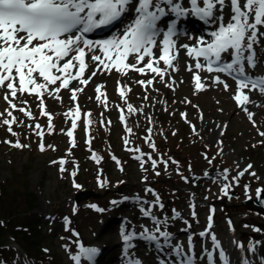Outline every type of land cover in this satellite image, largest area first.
I'll return each mask as SVG.
<instances>
[{"label":"rangeland","instance_id":"374dc122","mask_svg":"<svg viewBox=\"0 0 264 264\" xmlns=\"http://www.w3.org/2000/svg\"><path fill=\"white\" fill-rule=\"evenodd\" d=\"M261 30L264 32V27ZM185 74L186 71L176 81L155 78L151 85H141L137 79L127 80L126 90L130 89L132 95L123 101L117 97V104L98 100L91 88L95 82L92 83L83 97L84 113H90L88 123L82 129L83 148L80 144L69 148L71 139H67L73 100L62 107L59 99L43 101L51 120L59 126L55 132L49 129L41 136L38 134L41 128L36 127L38 120L35 118L40 115L39 103H35L32 109H26L25 103H20L21 94H18V101H13L17 107L10 106L16 117L0 116V264H30L28 260L31 264H73L72 253L80 250L81 243L85 246L97 235L103 236L97 239L101 242L112 235V229H105L106 225L102 223L103 212L97 210L109 209L111 198L141 194L150 208L158 196L164 207L151 209L171 216L188 210L191 193L200 190L196 182L200 176L203 177L200 184H208L201 198L208 202L205 205L199 203L196 218L203 219L199 222V231L208 228L211 215V231L221 243H226L230 233L237 234L236 241L245 245L241 256L253 253L248 250L250 244L263 247L264 212L244 201L255 197L258 188H264V136L260 135L264 132V123L258 119H253L252 123L242 116L228 91L217 86L198 91ZM138 79L147 81L153 76L141 74ZM101 80L104 81L105 76ZM107 88L112 91L114 82L108 83ZM128 104L135 111L129 112ZM20 108L25 111L21 112ZM123 108L128 112H123ZM0 110L3 113V105ZM182 114H186V118ZM121 115H127V119L121 120ZM13 117L16 122L10 125L12 131L9 132V125L3 121ZM261 118L264 121V112ZM227 121L228 131L223 133L220 124ZM85 122L83 120V124ZM127 122L134 127V134L126 128ZM206 124H209L208 129ZM158 131L166 137L164 142L153 147V141H149L147 136L152 134L156 140ZM54 141L63 146L58 149V156L69 155L72 151L80 156L82 162L70 158L69 163L61 165L60 161L66 157H60L54 160L56 163H45V153ZM17 142L27 147H15ZM84 143L91 150L90 157ZM41 144L44 145V155L35 150ZM93 154L103 160L101 168L94 162ZM46 156L49 158L51 155ZM152 160L157 161L156 165L160 163L161 168L155 169ZM250 163L253 167L244 173L242 184L228 188L227 194L225 186L216 189L212 179L206 178L204 173L210 169L214 175H221L224 165L228 164L232 177H236ZM61 167L65 169L63 172ZM24 169L28 173L30 190L21 189V182L3 190V183H8ZM255 171L257 175H252ZM73 172L84 188L101 194L86 198L81 193L82 200L77 203L76 193L81 190L71 183ZM100 176L103 177L102 182L97 179ZM190 186H196V191ZM232 192L233 197L229 199ZM213 209L215 215L211 213ZM185 216L183 214L178 222H182ZM234 254L240 253L235 251Z\"/></svg>","mask_w":264,"mask_h":264},{"label":"snow or ice","instance_id":"6c2138e0","mask_svg":"<svg viewBox=\"0 0 264 264\" xmlns=\"http://www.w3.org/2000/svg\"><path fill=\"white\" fill-rule=\"evenodd\" d=\"M187 2L189 7H183L179 0H0V87L10 90L5 93V99L8 100L9 96L15 97L17 92L37 95L41 99L42 114L49 117V128L51 129V114L43 104L44 92L48 91L51 94L59 93L61 88L69 89L71 99L75 101L77 92L83 91V89H70L69 85L72 80H77L83 85L89 83L88 79L82 78L87 68L85 57L88 53L85 49L94 50L93 42L85 39L83 34L103 25L114 23L131 10L135 13V17L126 26L123 35L112 40L100 41L96 50L102 49L104 58L102 59L101 55H92L93 61L99 62L107 70L111 68H115L117 71L128 69L138 73H145L147 70L163 79L166 70L154 66V64L158 65L160 61H163L168 67L173 66L172 62L177 58V53L171 52L174 44L172 37L177 35L178 20L191 15L205 23L216 22L218 28L211 33L213 37L211 42L206 43L205 38L200 37L197 44L183 45V47L187 49L189 56L196 59V69L206 68L209 73L225 72L236 79L237 94L234 99L243 108L250 102L249 92L264 93V77H252L245 68L246 64L248 68L256 67L254 45L260 42L261 37H264V32H261V28L264 27V0H187ZM226 6L230 7L231 15L227 23H222L223 11ZM170 14L176 19L168 24L167 31L163 33L162 54L157 58L154 56L153 48L157 46L156 37L161 34L158 22ZM74 32L79 34L76 35ZM224 54H229L231 57L227 63H222ZM129 56L134 59L135 63H126ZM145 57H152V59H149L143 67H137V64L144 62ZM200 58L205 60L204 64L200 63ZM60 61L65 62L61 64ZM73 68L77 69L75 74L69 71ZM188 70L192 71V66H189ZM55 73H59V75ZM124 74L126 75L127 72ZM95 75L96 72L93 71L91 76ZM154 79L155 77L147 81L140 80L137 83L151 85ZM215 80L221 82L219 76L215 77ZM57 81H60V86L50 90L49 84L55 85ZM194 81L197 90L204 89L205 85L201 83L198 72L194 74ZM224 86L226 89L228 88L227 84ZM102 87L103 85H100L96 88L99 94L98 100L101 95H106L101 93ZM120 95L126 97V92L121 90ZM54 98L59 99L58 96H54ZM8 102L12 108L17 107L11 100ZM19 110L25 111L23 108ZM128 110L129 112L135 111L131 104H128ZM70 114L79 117L78 104L74 111L70 110ZM2 115L3 113H0V116ZM8 115L11 116V112ZM27 115L31 116V112H27ZM182 115L186 118V114ZM124 119V116L121 115V120ZM15 122V117L12 120L5 119L3 121L5 125H9V132L12 131L10 125ZM36 127L40 126L36 125ZM76 127V121L73 119L72 129ZM128 131L132 130L129 128ZM149 131L151 130L149 129ZM38 134L43 136V132ZM67 135L72 137L73 131L69 130ZM260 135L264 136V132ZM14 146L27 147L19 142ZM153 147H155L154 144ZM40 148L43 151L44 145L41 144ZM137 151L139 150L137 149ZM92 158L97 162L101 159L96 155H93ZM137 158L139 159V157ZM53 163L56 162L53 161ZM60 163L63 165L67 161L62 159ZM156 163V160H152L153 166ZM251 167L252 165H248L240 175H243ZM64 170L61 167V171ZM72 175L75 176L76 173L73 172ZM75 186L80 187V185ZM228 187L225 185V194H227ZM245 187L247 190L248 186ZM262 192H264V188L257 189L258 195ZM112 203L118 202L113 201ZM155 206H159L161 209L164 207L158 196L151 205V207ZM91 207L95 208L96 206L91 205ZM151 207L143 208L142 212L145 217H149L156 224L155 231L145 228L139 233L122 232L127 264H143L141 260L130 254L129 250L135 247L131 243L134 237L147 240L155 245L157 251L162 254L159 264H196L198 258L204 259L205 256L208 264H216L217 253L223 264H230L221 242L211 231V215L208 228L199 234L201 237L210 239L211 250L205 247L203 255L197 257L193 236L188 237L187 251L183 243L173 244V234L162 227L167 223V218L161 220L154 216ZM97 210L104 211L101 208H97ZM176 215L179 216V213ZM229 224L231 225V221ZM255 231H260V229H255ZM77 235L79 234L77 233ZM79 247V253L71 257L75 264H81L82 259L86 260L88 264H95L96 256L100 250L95 247H86L82 243ZM237 247L243 253L244 245L237 243ZM166 249H170V251H166ZM248 250L255 253L256 244H250ZM45 251L48 250L45 249ZM242 264H251V261L245 257L242 259ZM261 264H264V257L261 258Z\"/></svg>","mask_w":264,"mask_h":264},{"label":"trees","instance_id":"16d2710c","mask_svg":"<svg viewBox=\"0 0 264 264\" xmlns=\"http://www.w3.org/2000/svg\"><path fill=\"white\" fill-rule=\"evenodd\" d=\"M17 182H21L23 184V187L21 189H25L26 191L30 190L28 181L26 179V169L24 172H21L19 175H16L14 178L9 180L8 183L7 182L3 183V190L10 189L9 187H13V186L15 187Z\"/></svg>","mask_w":264,"mask_h":264},{"label":"bare ground","instance_id":"6f19581e","mask_svg":"<svg viewBox=\"0 0 264 264\" xmlns=\"http://www.w3.org/2000/svg\"><path fill=\"white\" fill-rule=\"evenodd\" d=\"M175 19H176V17H175ZM120 23H122V22H120ZM100 30V29H99ZM162 52L160 51L159 52V54H161ZM155 57H157V56H155ZM258 67V63H256V67H255V69ZM254 72H256L255 70H251V71H249L248 73H249V75L250 76H252V77H254ZM258 72H256V74H257ZM95 79H97V77H93L92 78V81H94ZM206 126H207V129H208V126H209V124H206ZM215 131L216 132H218L217 131V129H215ZM235 235H237V234H233V233H231L230 235H229V237H228V239H227V244L229 245V247H230V249H232V251H234V249H235V246H236V244H237V242H236V239H237V237H235ZM175 240V237L173 236V241ZM205 259H207V257H205ZM84 261V264H87V261L86 260H83ZM86 261V262H85ZM121 261H115L114 260V263H120Z\"/></svg>","mask_w":264,"mask_h":264},{"label":"water","instance_id":"95a60500","mask_svg":"<svg viewBox=\"0 0 264 264\" xmlns=\"http://www.w3.org/2000/svg\"><path fill=\"white\" fill-rule=\"evenodd\" d=\"M263 196H264V194H262L261 198ZM253 204L264 209V203L260 199L257 202L253 203Z\"/></svg>","mask_w":264,"mask_h":264}]
</instances>
